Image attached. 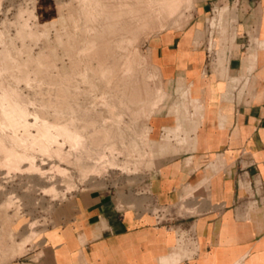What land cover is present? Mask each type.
<instances>
[{
  "label": "crops",
  "instance_id": "1",
  "mask_svg": "<svg viewBox=\"0 0 264 264\" xmlns=\"http://www.w3.org/2000/svg\"><path fill=\"white\" fill-rule=\"evenodd\" d=\"M192 7L183 28L145 43L174 95L148 120L159 154L150 176L60 200L9 264H264V0Z\"/></svg>",
  "mask_w": 264,
  "mask_h": 264
},
{
  "label": "rangeland",
  "instance_id": "2",
  "mask_svg": "<svg viewBox=\"0 0 264 264\" xmlns=\"http://www.w3.org/2000/svg\"><path fill=\"white\" fill-rule=\"evenodd\" d=\"M103 1L111 2V0ZM219 4L224 5L222 1H218L216 5ZM180 5L179 11L173 18L163 19L162 14L159 13L152 24L142 29L141 34L134 35L133 39L125 42L123 50L125 54L121 55L119 52L122 50L117 47L108 48V41H115L116 35L103 36L99 31L98 16L93 10L98 6L96 0H0V70L2 73L0 81L9 91L13 89L22 95L19 97L14 94L13 99L21 100L20 103L26 106L30 113H34L36 109L42 111L48 121L54 123L58 122L54 117L55 111L60 108L67 109L70 101L68 92L75 88L77 95L72 99H77L84 106L95 104L93 105L97 108H94L95 113L103 111L102 117L112 129L116 144L125 153V156L118 160L119 164L125 165L124 168L114 166L91 175H88L87 171L86 177L77 163V160L82 157L80 153L71 155L70 161H66L54 154L57 148L53 144L52 146L48 144V151L44 152L45 154H42L40 149L32 150L34 148L31 146L29 135H39L37 127L41 125V119H38V124H35V117L32 115L29 117L28 135L27 129L23 127L24 118L19 119L21 121L18 132L14 131L18 127L15 126L14 120L8 119L3 124L0 118V137L6 146L32 157V163L38 169L37 172L30 170L31 162L21 164L18 169L10 162L6 163L3 155L0 154V160L3 162L0 163V264H9L36 243L43 230L54 223V212L60 200L86 188L112 186L119 190H133L150 176L159 154L156 152V145L150 143L151 138L147 131L148 120L152 114L171 109L168 104L174 95L169 91L164 90L166 93L163 91L164 85L157 74L158 69L148 58L145 43L159 32L178 30L187 24L191 18L193 0H183V4L181 1ZM221 30L222 19L218 27H213L211 31ZM96 40L102 44L104 52L100 51V45L95 46ZM3 49L17 64L16 73L19 81L16 82L18 83L15 79L11 80L9 70L4 68L6 61ZM106 54L111 55V60L116 64L111 70L107 67L109 61ZM132 55H135V59ZM121 62H124L126 66L134 62L133 68L137 69L132 71L134 81L130 87L133 103L145 102L148 105L132 116L126 115L119 121L118 113L123 110L115 105V102L122 103V100L118 98L114 88L117 85L120 71L118 65ZM101 67L107 69L103 71ZM64 78L68 83H63ZM29 81L30 83H26ZM14 82L16 85L13 84ZM105 92L113 96L110 99L113 98L114 101L110 100V96H107ZM1 95L2 90H0V97ZM114 97L117 99L115 100ZM158 98L163 100L159 103ZM50 99L57 102L56 107L48 103ZM28 101L32 104H28ZM158 103V108L154 109V104ZM0 109L2 110L1 99ZM93 115L96 116L94 111ZM121 134L126 135V143L123 146L119 139ZM129 138H134L140 144L139 153H134ZM15 139L21 140L26 149L16 143ZM60 144H64V139H60ZM63 150L65 154L72 151L68 143L64 145ZM196 210L184 206V203L180 205V211L187 214H193Z\"/></svg>",
  "mask_w": 264,
  "mask_h": 264
},
{
  "label": "bare ground",
  "instance_id": "3",
  "mask_svg": "<svg viewBox=\"0 0 264 264\" xmlns=\"http://www.w3.org/2000/svg\"><path fill=\"white\" fill-rule=\"evenodd\" d=\"M96 1L98 2V6L96 8L94 7L93 10L95 14L98 16L99 31L101 35L103 36L116 35L117 38L115 41L114 40L108 41L109 42L108 48L117 47V49L122 50V52H119V54L121 53V55H123L122 53L125 54V52H123V50L125 49V45H124L125 42L133 39L134 35L141 34L142 29L146 27L147 25L152 24L153 20H156L159 13L162 14L163 19L173 18L181 7L180 5L181 1L183 4V0H111V2H106L103 0H96ZM132 42L134 43V41ZM94 44L95 46L100 45L99 46L100 51L104 52V47H102V44H100L98 40H96ZM92 45L93 44H91V46ZM4 51H5L4 57H5L6 64H5V67L4 66L3 67L6 68V70H9L8 73L10 74L9 76H11V80L14 81L15 79V82L19 81L17 80L18 75L16 73L17 64L9 58L7 51L6 50ZM106 57L109 61V65L107 67L108 69L111 70L113 69V66H115L116 64H114V62L111 60V55L106 54ZM132 57H134L135 59V55L134 56L132 55ZM133 64L134 62H132V65L126 66L124 62H121L118 65V67L120 66V71L118 72L119 77H118L117 85L114 88V90L117 92L116 95L118 96V98L120 97L122 100V103L118 101L115 102V105L122 108L123 110L121 113H118L117 117H119L120 119L119 121L123 120L126 115L132 116L134 113L139 112L146 105H148L145 102L133 103V99L130 93V89H131L130 87L134 81V78L132 77V71L136 69V68L135 69L133 68ZM100 69L104 71L107 68L101 67ZM0 78H2L1 70H0ZM29 80H30V77H29ZM30 81L26 83H30ZM15 82L13 83L14 85L18 83V82L16 83ZM63 83L64 84L68 83L65 78H64ZM110 85L111 84L109 83V86ZM126 85L128 87H126ZM74 89L73 88L71 90L69 89L70 91L68 92V99L70 101L68 103L67 109H62V108L57 109L55 111L56 115L55 116L53 115L54 117L57 118L58 122L50 123V121H48L47 117L44 116L42 111L36 109L34 113H30V111L26 108V106L24 107L20 103L21 100L19 97H21L22 95L20 93L18 94L17 91H14L13 89L9 91L7 87L3 84V82L1 83L0 81V90H2V95L0 97L1 102H2V110L0 109L1 122L4 124L7 122L8 119L14 120L15 126H18L17 130H14V131L18 132V130H20L18 128L20 126V121H21L19 119L24 118L25 123L23 127L27 129L28 133L26 130L25 131L29 135V130H28L30 126L28 122L29 117L31 115L34 116L36 119V122L38 119H41V125L37 127L39 135L33 136L32 134H30L29 135L30 137L25 135L31 138V146L32 148H34V149L31 148V149L34 151L35 149H40L43 154L44 152L46 153L48 151V144H51V146L53 144L54 146H56L57 149L55 150L56 153H54L53 151L52 152L56 154V156L58 155L59 158L60 157L64 158L66 161H70L71 155L80 153L82 157L80 160H77V163H79L80 165V170L82 171V174L85 173L86 177H87L86 174L88 173H89L88 175L98 174L114 166L124 168L125 165L119 164L118 160L120 159V157L125 156V153L116 144L112 129L108 125V122L102 117L103 111H101V113L98 112L100 114L95 113V110L97 109L95 106H93L95 104L91 106H84L81 103H79L77 99H72L75 95H77V92ZM137 93H139V91L136 92L135 94L137 95ZM14 94L19 96L18 100L20 101H16L13 99ZM105 94L107 95L106 92ZM106 95H105V98H106ZM107 96H110L109 99L113 97L111 95H107ZM110 100H113V98ZM162 100L163 98L162 99L158 98L159 103ZM27 103L30 105L32 104L31 101H28ZM48 103L53 104L55 107L57 106V102L55 100L50 99L48 100ZM159 103L156 105L154 104V109L158 107ZM94 108L96 109L94 110ZM93 111L96 116L93 115ZM60 119L61 120L63 119V121H61ZM36 122L35 124H38V122L37 123ZM7 126L9 128V125ZM147 131H148V136H149L150 134L149 127L147 128ZM121 135L122 136L119 137V139H121V146H123V144L126 143V140H125L126 135L124 134H121ZM60 139H64V144H60ZM129 140L132 142V147H133L132 150L134 151V153L136 154L139 153V151L141 150L140 144L134 138H129ZM14 141L26 149V147H24L25 144L21 140L15 139ZM66 143H68L72 149V151L67 154H65L63 150V147ZM0 152H1L0 153L1 156L3 155V159L5 160L6 163L10 162L14 164L16 168L20 169L21 164L25 162H31V167L29 169L32 171L34 170L36 172L38 171L37 167L34 166L32 163V160H33L32 157L21 154L15 149L6 146V144L4 143L1 137H0ZM1 162L2 161L0 160V163ZM5 162L4 164H6ZM87 171L88 173H86ZM197 193L198 191L195 192V194Z\"/></svg>",
  "mask_w": 264,
  "mask_h": 264
},
{
  "label": "built area",
  "instance_id": "4",
  "mask_svg": "<svg viewBox=\"0 0 264 264\" xmlns=\"http://www.w3.org/2000/svg\"><path fill=\"white\" fill-rule=\"evenodd\" d=\"M234 1H237V0H234ZM216 8H217V5L216 4L214 6H212L210 18H212V17H214L216 15V12H217V9ZM208 27L210 29H212V27L210 26L209 21H208Z\"/></svg>",
  "mask_w": 264,
  "mask_h": 264
}]
</instances>
